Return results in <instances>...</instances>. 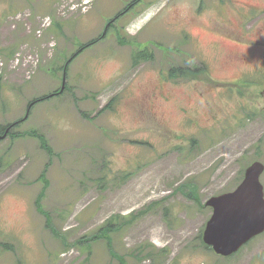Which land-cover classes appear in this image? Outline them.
Listing matches in <instances>:
<instances>
[{"label": "rangeland", "instance_id": "rangeland-1", "mask_svg": "<svg viewBox=\"0 0 264 264\" xmlns=\"http://www.w3.org/2000/svg\"><path fill=\"white\" fill-rule=\"evenodd\" d=\"M22 118L0 264H119L106 238L128 264H264V231L201 243L205 202L264 165V0H0V130Z\"/></svg>", "mask_w": 264, "mask_h": 264}, {"label": "water", "instance_id": "water-1", "mask_svg": "<svg viewBox=\"0 0 264 264\" xmlns=\"http://www.w3.org/2000/svg\"><path fill=\"white\" fill-rule=\"evenodd\" d=\"M264 165L253 162L245 169L241 183L233 190L209 198L212 214L202 239L216 254L228 256L264 231V195L260 175Z\"/></svg>", "mask_w": 264, "mask_h": 264}, {"label": "trees", "instance_id": "trees-1", "mask_svg": "<svg viewBox=\"0 0 264 264\" xmlns=\"http://www.w3.org/2000/svg\"><path fill=\"white\" fill-rule=\"evenodd\" d=\"M136 57V58H135ZM134 58L135 59H141V54H140V57H139V53L137 54V55H135L134 56ZM72 60V58H70L69 60H68V62H70ZM68 64V63H67ZM67 67V65H65V67H64V69ZM186 72H187V74H188V70L187 69H183V68H172V69H170V71H169V77H171V78H174V77H176V76H183V75H185L186 74ZM46 98V97H45ZM110 107V103H108L107 105H106V108H109ZM22 120H19V121H16V122H14V123H12V124H8V126H7V128H10L11 126H14V125H18L20 122H21ZM6 129V128H5ZM4 129V130H5ZM4 134V132L3 131H1L0 130V134ZM2 134V135H3ZM1 135V136H2ZM41 141H42V145H43V147L45 148V149H47V144L44 142V140H42L41 139ZM37 208L39 209V205H38V202H37ZM106 240H107V246H108V253L109 254H111L112 256H115V257H118L119 258V264H128L127 262H126V260L124 259V257L122 256V255H119V254H117V253H113L112 252V248H111V242H110V239L108 238H106ZM202 243V245H205L203 242H201ZM2 244H0V246H1ZM206 247V246H205Z\"/></svg>", "mask_w": 264, "mask_h": 264}]
</instances>
